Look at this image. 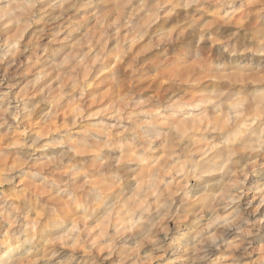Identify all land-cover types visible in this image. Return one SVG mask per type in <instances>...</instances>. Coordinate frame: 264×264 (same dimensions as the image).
<instances>
[{"label":"rangeland","instance_id":"374dc122","mask_svg":"<svg viewBox=\"0 0 264 264\" xmlns=\"http://www.w3.org/2000/svg\"><path fill=\"white\" fill-rule=\"evenodd\" d=\"M261 40L264 0H0V264H203L192 227L212 264H264ZM170 149L188 183L136 176Z\"/></svg>","mask_w":264,"mask_h":264},{"label":"bare ground","instance_id":"6f19581e","mask_svg":"<svg viewBox=\"0 0 264 264\" xmlns=\"http://www.w3.org/2000/svg\"><path fill=\"white\" fill-rule=\"evenodd\" d=\"M195 106V105H194ZM236 107V106H235ZM184 108V107H183ZM186 108V107H185ZM238 108V107H237ZM187 109V108H186ZM235 109V108H234ZM180 110H182V109H180ZM237 110H239V108L238 109H236V110H234V111H237ZM119 111V110H118ZM117 111V112H118ZM114 112V111H113ZM238 112V111H237ZM239 112H241V109H240V111ZM238 112V113H239ZM243 112V111H242ZM119 113H120V111H119ZM119 113H116V115L117 114H119ZM236 114L233 118H235L234 120H236V119H238V117H239V119L238 120H240V115H242V114ZM233 114H235L234 112H233ZM114 115V114H113ZM230 114H228L227 116H229ZM176 116V115H175ZM113 117V116H112ZM171 118V117H170ZM188 118H183V120H187ZM193 120V123H198V121H197V119L196 118H192ZM241 119H242V117H241ZM174 120V119H173ZM190 122V121H189ZM238 122V121H237ZM242 123V125H240L239 126V129L240 128H242V130L243 129H245V130H247V128H249L248 127V124L247 123H243L244 121H241ZM186 124H188V123H186ZM250 125V124H249ZM188 125H186V127H187ZM202 128H198L197 127V124H193V126L192 127H188L189 129H191V130H195L196 131V129H199V130H201V129H204L203 128V126H201ZM207 127V126H206ZM246 127V128H245ZM188 133V131H186V130H184V132L182 133V136H184L185 134H187ZM197 133V132H196ZM238 133V132H237ZM186 137V136H185ZM138 139V138H137ZM126 146V145H125ZM200 147H201V145H200ZM199 147V148H200ZM196 148H197V145H196ZM212 149H214V148H212ZM132 151V150H131ZM208 151H209V149H208ZM166 153V155H160V156H156L152 161H150V160H148V163L147 164H143L142 166H139V167H141V168H139L140 170H139V172L136 174V176L139 174V175H141V176H143V174H145V173H147V171L151 174V173H154L155 171H157V173L160 175V177H164L165 178V176L166 175H168V177H169V181L168 182H171V183H173V184H180V182H181V180L184 178L185 179V182H189V172L187 171V172H185V173H183L184 172V167H180L181 168V170L179 169V170H177L176 168H175V166H177V165H175L176 164V158H175V151L173 150V151H171V149H170V151L168 150V152H165ZM205 154H207L206 153V151L204 152ZM222 154V150H216L214 153H212V154H210V156L209 157H206V158H203V159H201L200 158V156H199V159H195L196 161H194V163L192 164V168H194V170H199L200 169V165L202 164V163H204L205 161H207L208 162V160H210V161H212V162H214V164L216 163L217 164V159H219L220 158V156H222L221 155ZM202 156H204V154L202 155ZM218 157V158H217ZM198 158V157H197ZM216 158V159H215ZM151 159V158H150ZM204 159H206V160H204ZM221 159V158H220ZM224 162V161H223ZM213 164V165H214ZM215 164V165H216ZM175 165V166H174ZM178 167V166H177ZM189 170V169H188ZM154 171V172H153ZM156 173V174H157ZM138 175V176H139ZM147 175V174H146ZM145 175V176H146ZM153 175V174H152ZM151 175V176H152ZM137 176V177H138ZM148 176V175H147ZM150 176V175H149ZM157 176V178H158V175H156ZM167 177V178H168ZM159 179V178H158ZM158 179H156L157 181H158ZM160 180V179H159ZM155 181V180H154ZM108 182V181H107ZM111 182V181H110ZM106 183V182H105ZM103 184V183H101V185L99 186V187H97V189H98V192L99 193H101V194H103L104 192L106 193L111 187H110V184H108V183H106V184ZM93 189V188H92ZM112 190V189H111ZM117 192V191H116ZM115 192V193H116ZM104 193V194H105ZM110 193V192H109ZM100 194V195H101ZM111 194V193H110ZM109 194V195H110ZM106 195V194H105ZM218 193L216 192V191H214L213 192V194H211V195H206V199L204 200V199H194L193 201H192V203L187 207V211L189 212V211H191V213L189 212V213H187L188 215H193V218L195 217L196 219H199V220H203V219H207V220H209V219H211L212 217H213V213H214V209H213V202L216 200V199H218ZM77 196V195H76ZM196 198V197H195ZM103 199V198H102ZM78 200V199H77ZM225 200V199H224ZM227 203V202H226ZM212 205V206H211ZM208 206H210L211 207V212H209L208 210H206V208L208 207ZM200 209V211L198 212L197 210H199ZM215 217V216H214ZM231 217V216H230ZM229 218V217H228ZM195 219V220H196ZM229 219H231V218H229ZM192 225H194L195 226V223H193ZM180 226V225H179ZM232 224L228 227V229H232ZM198 234H200V233H198ZM198 234H196V232H194L193 231V227H192V230L190 231V233H189V236L192 238V243H194L195 242V240L193 239L194 237H196ZM206 236V235H205ZM8 239V238H7ZM210 243V242H209ZM191 244V243H190ZM220 244V243H219ZM206 246H207V244H206ZM8 247V246H7ZM10 247V246H9ZM208 247V246H207ZM206 247V248H207ZM16 248V247H15ZM204 248V247H203ZM8 249V248H7ZM220 249V248H219ZM9 250V249H8ZM213 251H215V249H213L212 250V252ZM180 257V256H179ZM178 261H179V258H178ZM15 263V262H14ZM17 264V263H16Z\"/></svg>","mask_w":264,"mask_h":264},{"label":"clouds","instance_id":"9594fccd","mask_svg":"<svg viewBox=\"0 0 264 264\" xmlns=\"http://www.w3.org/2000/svg\"><path fill=\"white\" fill-rule=\"evenodd\" d=\"M228 3L230 6H232L234 9H236L237 0H228ZM188 6V5H186ZM247 5L245 3H241L240 7H246ZM261 45L264 46V40H261ZM11 47H14L12 45ZM225 52H228V49H224ZM261 56H264V51L260 53ZM239 191V190H238ZM239 195L234 196L232 198L233 203H237L239 201ZM234 212H236V215H233L232 213H229V216H231V219L228 217H223V223L225 226H230L232 224V221L241 219L239 215V209H234ZM196 219L195 217L193 218ZM190 228V226H185V228H181L179 225L175 227V231L170 234L169 231H162V234L159 237L150 238V243L152 244L153 250L164 252L165 247L172 248L174 251H179L182 248H185L187 246V229ZM237 231L241 234L240 239L241 242H243V239L246 238L249 233L243 229V228H237ZM196 242V244H202L205 240H208L210 243L208 244V247L204 249V255L200 257V260L203 262V264H212L211 260V252L213 249L218 250L222 247V245L217 243V239L219 237H216L214 234H210L208 236H205L203 233L198 234L196 237L193 238ZM30 243V241H29ZM225 247H233L230 242L225 241V244L223 245ZM246 251V249H245ZM234 264H243V258L240 260L234 261Z\"/></svg>","mask_w":264,"mask_h":264}]
</instances>
